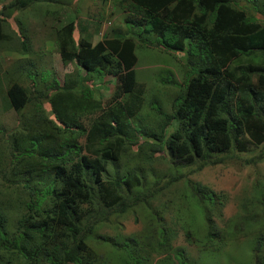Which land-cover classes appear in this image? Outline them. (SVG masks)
Returning a JSON list of instances; mask_svg holds the SVG:
<instances>
[{"label": "trees", "instance_id": "obj_1", "mask_svg": "<svg viewBox=\"0 0 264 264\" xmlns=\"http://www.w3.org/2000/svg\"><path fill=\"white\" fill-rule=\"evenodd\" d=\"M32 1L14 0L18 9ZM121 1L127 10L124 32H113L112 37L103 35L94 44L83 36L73 41L70 21L58 33L61 60L72 61L75 67L88 72L112 75L114 93L107 101L111 102L107 111L95 115L86 126L75 121L78 101L84 97L83 89L74 88L76 79L66 77L58 89L41 96L54 117L41 120L53 136L46 141L40 134L26 133L23 140L30 146L15 150L19 163L41 166L34 170L16 166L19 173L31 176L38 172V178L36 186L27 187L31 197L10 235H5L0 202V264H94L97 255L88 245L93 227L110 223L137 202L146 204L157 190L140 191L131 201L126 200V192L142 186L136 173L113 178L105 186L101 184L106 164L117 160L127 143L126 115L129 117L140 107L138 97H131L123 109L118 101L122 95H133L135 90V42L177 51L187 67L181 93L172 99L170 112H162L157 103L152 107L160 119L159 129L145 135L143 143L155 145L176 163L197 160L199 167L221 163L224 157L220 154L228 149L242 152L247 144H264V65H232L242 55L264 54V27L247 14L239 5L240 0ZM248 1L256 4L255 0ZM4 22L5 16L0 15V40L14 38L13 30L2 32ZM148 36L154 40H148ZM24 38L18 40L22 53L28 50ZM72 89L79 92V97L74 96ZM5 95L14 111L30 100L25 87L17 81L11 82ZM86 97L87 106H99V99L92 97L90 90ZM167 125H171L168 132ZM16 134L19 132L11 134L13 146L17 144ZM79 139L82 144L77 142ZM263 156L264 151H259L256 158ZM6 157L9 161L12 158L9 152ZM191 188L193 194L202 198L199 187ZM46 197L49 207L40 204ZM261 216L264 219V212ZM259 219L255 215L250 218L252 224H258ZM158 230V238L164 242V232ZM261 230L262 236L251 248L256 264H264V229ZM115 241V248L123 250L133 264L139 263L122 237ZM176 264L187 263L179 259Z\"/></svg>", "mask_w": 264, "mask_h": 264}, {"label": "rangeland", "instance_id": "obj_2", "mask_svg": "<svg viewBox=\"0 0 264 264\" xmlns=\"http://www.w3.org/2000/svg\"><path fill=\"white\" fill-rule=\"evenodd\" d=\"M255 2L240 0L239 5L264 27V0ZM126 14V3L121 0H33L22 9L14 0H0V15L6 19L2 32L6 34L11 29L17 37L0 40V202L5 235L14 231L16 219L26 210L25 203L31 197L27 187L37 185L38 172L30 176L19 173L16 166L31 170L41 166L19 163L15 150L30 146V142L23 140L26 133L40 134L46 141L53 136L41 120L54 119L48 102L41 96L58 89L66 77L76 79L74 88L83 89L84 97L78 101L75 121L86 126L95 115L107 111L111 104L107 101L114 93L112 75L88 72L75 67L72 61L61 60L58 33L72 21L73 41L83 36L94 44L103 35L112 37L113 32H124ZM24 37L28 50L22 53L18 40ZM148 40L153 41L154 37L148 36ZM134 52L135 90L133 95H122L118 101L123 109L131 97H138L140 107L129 117L126 115L127 143L122 155L106 164L101 184L105 186L113 178L136 173L142 186L126 192V200L131 201L140 191L157 190L146 204L137 202L110 223L93 227L88 245L97 255L94 264H133L123 250L114 247L118 237L128 243L138 264H176L179 259L187 264H256L251 248L262 236L261 228L264 229V156L257 159L256 155L264 151V144H247L242 152L228 149L220 154L224 157L221 163L199 167L197 160L176 163L155 145L143 143L145 135L159 129L160 119L152 107L157 103L162 112H170L172 99L181 93L187 67L181 53L153 43L135 42ZM247 63L264 65V54L242 55L232 65ZM53 80L56 85H52ZM13 81L22 84L30 96L18 111L10 107L5 95ZM88 90L99 99V106H87ZM72 93L79 97L78 91L72 89ZM170 128L167 125L166 131ZM13 132H19L16 146L12 145ZM77 142L82 144V139ZM8 152L12 156L10 161L6 157ZM191 187H199L202 198L193 194ZM40 204L49 207L48 198ZM253 215L260 217L258 224L251 223ZM158 228L164 232V242L158 238ZM108 240L113 241L108 244Z\"/></svg>", "mask_w": 264, "mask_h": 264}]
</instances>
